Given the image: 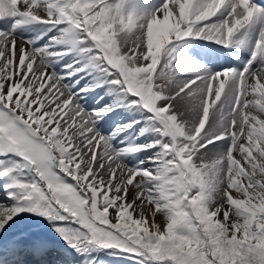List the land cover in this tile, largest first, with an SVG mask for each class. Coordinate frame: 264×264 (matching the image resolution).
I'll use <instances>...</instances> for the list:
<instances>
[{"label": "snow or ice", "instance_id": "obj_1", "mask_svg": "<svg viewBox=\"0 0 264 264\" xmlns=\"http://www.w3.org/2000/svg\"><path fill=\"white\" fill-rule=\"evenodd\" d=\"M33 24L46 26L39 37L16 36ZM255 25L242 67L196 65L177 79L183 42L240 48L234 38ZM105 85L143 114L121 148L111 141L140 121L105 136L96 123L113 106L81 105ZM0 182V264H64L68 250L81 264L103 250L134 264H264V6L0 0Z\"/></svg>", "mask_w": 264, "mask_h": 264}, {"label": "rangeland", "instance_id": "obj_2", "mask_svg": "<svg viewBox=\"0 0 264 264\" xmlns=\"http://www.w3.org/2000/svg\"><path fill=\"white\" fill-rule=\"evenodd\" d=\"M140 1L141 0H128V6L129 7H131L133 5L137 6L138 2L140 3ZM33 25H35V27L33 29H31V30H29L30 26H26V27L18 30L16 32V36L17 37H23V38H26V39L39 37L40 34L45 30L46 26L39 25V24H33ZM247 35H248V32L246 31V33L239 34V35L237 34V36L234 39H236V40H241V39L245 40ZM46 39L47 38L44 37L43 39L36 40V44L34 46H37V47L40 46L42 43L46 42ZM250 41L251 40H249V42L247 43L248 46H250V44H251ZM184 46H186V44ZM183 49H184V47H181L180 50L183 51ZM196 49H198V48L196 47ZM231 49H233L231 52L234 53L235 50H237L238 48H236V47L232 48L231 47ZM244 52L245 53H243L242 54L243 56L241 57L242 61L238 62V64H237V67H236L237 69L240 68V66H238L239 64H242V63L244 64L249 58V53H248L249 52V48L244 50ZM230 55H232V54L230 53ZM65 62H69V57H65L64 59L60 60L58 63L53 64V68L57 72H61L62 71L61 66ZM206 68L208 70H210L211 72H216V70L210 69L207 66H206ZM225 68H229V67H225ZM230 68H233V67H230ZM79 75H83V74H79ZM76 78L77 77H72L73 80L76 79ZM68 82H70V81H68ZM92 82L93 81H92L91 78L85 77L84 79H82L80 81V84L77 87H83L86 83L91 84ZM108 88H109V86L105 85L103 88H96L95 92L87 93L86 95L83 96V99L81 100V105L86 111L92 110L93 108L102 107L105 104H108L109 106H113V111L108 113L107 116L103 117L102 119H100L96 123V129L102 135H105V136L110 135L114 131V129H116L118 126H120L122 124H126V123L130 122L133 119L140 121V125L134 126V129H128L126 132H121L116 137V139L111 141L113 147L121 148V147H123V145L121 143H119V141L122 140L121 138L122 137H124V138L128 137V141L129 142H127V143L132 142L131 138L133 136H135L136 133L140 130V127H142L144 125V121H143V118H142L143 114L141 112L133 109V108H129V107L123 106L125 101H121V99H120V95L121 94L116 92L114 89L112 90L111 94H105V91ZM100 96H102L103 99L99 100V102H97V97H100ZM117 104H121L122 106L115 107V105H117ZM132 134H133V136H132ZM142 137L144 139L139 137V139L136 140L135 142L136 143H147L151 139H153V136H152V134L150 132L146 133V135H144ZM142 155H143V152H138V153L134 154L133 156H126V157H124L123 162L125 164H127L129 167H131L132 165H134L136 163L137 160L142 159ZM0 183H2V182H0ZM2 195H3V193H2V191H0V197ZM49 228L50 227H48V226H43L42 227V232H43L44 235H46L49 238V240L51 242H53V237L50 235L51 233L48 234L46 232V231L49 230ZM60 245H62V243ZM112 252H113V250H103L101 252H94V253L91 254V256L88 259H91L92 257H95L94 264H134L133 260L130 259L126 254H121V253L111 254ZM82 260H85V258L77 256L71 250H69V251L64 253V264H81ZM85 264H86V262H85Z\"/></svg>", "mask_w": 264, "mask_h": 264}, {"label": "bare ground", "instance_id": "obj_3", "mask_svg": "<svg viewBox=\"0 0 264 264\" xmlns=\"http://www.w3.org/2000/svg\"><path fill=\"white\" fill-rule=\"evenodd\" d=\"M162 3H163V0H141L140 3L138 2L137 7L139 9L154 10L155 8H158ZM29 26H30L29 30H31V29H33L35 27V25H29ZM258 30H259V25H255V26H253V28L247 30L248 35H247V37L244 40V44L240 48L235 50L234 53L231 52L233 50V49H231V47L225 48V47H223L221 45H217V44H215L214 42H211V41L200 40V39H189V40L183 42V46L182 47H184L185 50L183 49V51H181L179 49L181 52L179 51V55H177L176 59L173 61L174 71L178 74L177 75V79H182L183 77L180 76L179 74L185 72L187 69H189L191 67H194L196 65H202V66L206 67V61H207L208 58H209V60H212L211 59V57H212L215 60L216 57H213L211 55L212 51H216L215 52V56L219 57V58H216V59L220 60L218 66L214 65V67H215L214 69L216 71L224 69L226 67L225 66V64H226L225 62L228 63V65H227L228 67L231 66L233 68H236L238 62L242 61L241 57L243 56L242 54L245 53L244 50H246L248 48L250 50V48H251V46H252V44L254 42L253 40H255L256 37H257ZM243 33H246V32L238 33V35L239 34H243ZM249 40H251L250 41L251 42L250 46H248V44H247L249 42ZM185 44H186V46H184ZM196 47L198 49H196ZM225 51L226 52H230L233 56L230 55L229 59L226 56V61L225 62H221V60L223 58H225V56L223 55V52H225ZM242 65H243V63L239 64L238 66L242 67ZM132 136H133V134H132ZM140 138L144 139L142 136H140ZM121 139L124 140L126 143L129 142L128 139H125L124 137H122ZM218 144L221 145V147L218 150L222 151L223 148L225 147V145L223 144V142H218ZM144 156H145V153H143L142 159L144 158ZM3 199H6V197L4 195H2L0 197V200H3ZM46 232L48 234L51 233L50 235L53 237V243L54 244L60 245L62 243V241H59L58 237H56L55 233H53L51 231V228H49V230L46 231Z\"/></svg>", "mask_w": 264, "mask_h": 264}]
</instances>
